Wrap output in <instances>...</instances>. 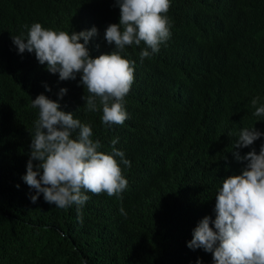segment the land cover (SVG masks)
<instances>
[{"label":"trees","instance_id":"1","mask_svg":"<svg viewBox=\"0 0 264 264\" xmlns=\"http://www.w3.org/2000/svg\"><path fill=\"white\" fill-rule=\"evenodd\" d=\"M166 15L171 35L158 52L149 48L141 60L144 42L122 52L134 62L128 118L107 126L98 97V110H87L80 74L55 85L46 64L36 70L12 56L6 32L34 19L52 27L119 23L116 0H0V264H214L211 252L188 247L205 216L214 227L216 194L236 164V123L212 114L235 82L258 79L248 52L264 49V0H170ZM40 94L90 125L99 151L115 148L130 161L115 157L128 181L119 196L85 192L82 222L75 204L58 208L42 193L33 203L36 190L23 179Z\"/></svg>","mask_w":264,"mask_h":264},{"label":"clouds","instance_id":"2","mask_svg":"<svg viewBox=\"0 0 264 264\" xmlns=\"http://www.w3.org/2000/svg\"><path fill=\"white\" fill-rule=\"evenodd\" d=\"M116 3L119 23L100 25L84 19L52 27L42 19H34L6 32L13 44L8 47L15 54L12 56L28 58L36 70L46 64L49 72L56 73L55 85H64L80 74V83L90 94L83 97L87 110H98V97L102 123L107 126L122 125L128 118L123 101L134 82V62L123 57L125 47L144 42L147 47L140 53L143 60L151 55L149 48L152 53L158 52L171 35L166 15L170 0ZM248 53L258 73L257 81L252 85L235 82L212 114L228 125L236 123L231 129L235 131L233 175L223 179L216 194V216L211 221L214 227L210 226L211 218L205 216L188 242L190 249L211 252L214 264H264V49L253 48ZM66 91L62 88L59 95L62 97ZM32 107L38 108L39 114L23 176L26 184L36 190L31 200L35 203L42 193L47 203L58 208L75 204L82 222L79 206L89 199L85 192L119 196L128 181L115 157L129 167L130 161L115 148L112 154L99 151L101 142L92 139L91 126L74 119L72 112L61 110L58 101L40 94L32 100ZM252 113L259 123L251 124ZM73 133H77L75 138ZM116 143L114 139L112 145ZM120 213L127 215L123 207Z\"/></svg>","mask_w":264,"mask_h":264},{"label":"bare ground","instance_id":"3","mask_svg":"<svg viewBox=\"0 0 264 264\" xmlns=\"http://www.w3.org/2000/svg\"><path fill=\"white\" fill-rule=\"evenodd\" d=\"M69 5V4H68ZM67 8V7H66ZM110 8V7H109ZM70 9V8H69ZM64 19V18H63ZM67 19V18H66ZM47 69V68H46ZM46 76V75H45ZM133 93V92H132ZM134 95V94H133ZM160 123V122H159ZM159 128V127H158ZM156 134V133H155Z\"/></svg>","mask_w":264,"mask_h":264}]
</instances>
